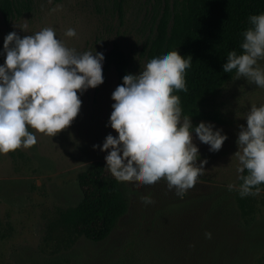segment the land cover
I'll return each mask as SVG.
<instances>
[{
    "label": "rangeland",
    "instance_id": "rangeland-1",
    "mask_svg": "<svg viewBox=\"0 0 264 264\" xmlns=\"http://www.w3.org/2000/svg\"><path fill=\"white\" fill-rule=\"evenodd\" d=\"M166 1L125 0L120 13L114 0H34V11L9 26L0 16V45L3 50L10 32L23 38L51 27L78 54L105 55L121 46L138 73L145 65L141 51L152 27L150 10ZM69 28L74 37L65 35ZM258 63L264 68V59ZM102 76L101 85L78 93L81 108L67 129L51 137L29 128L35 145L0 154V264H264V186L240 195L242 173L234 155L239 126L246 127L252 105L264 104V88L244 78L235 77L215 100L224 124H213L227 135L221 149L210 152L193 134L196 163L207 162L182 198L164 179L142 186L122 180L129 209L105 241L75 239L63 230L62 212L82 199L78 175L93 162L106 163L107 151L93 145L116 135L106 124L117 76L103 65ZM142 196L153 203L144 204Z\"/></svg>",
    "mask_w": 264,
    "mask_h": 264
},
{
    "label": "clouds",
    "instance_id": "clouds-1",
    "mask_svg": "<svg viewBox=\"0 0 264 264\" xmlns=\"http://www.w3.org/2000/svg\"><path fill=\"white\" fill-rule=\"evenodd\" d=\"M239 54L227 53L222 65L224 73L235 71L236 80L264 88V12L248 17ZM67 37L76 32L69 28ZM4 63L0 64V154L36 144V132L55 136L67 129L81 108L82 95L89 88L103 83L101 52L77 53L56 37L53 28L45 27L21 38L15 31L4 37ZM191 57H182L177 50L153 55L138 73L126 74L122 84L111 94L114 103L106 127L116 133L108 134L100 151L110 174L120 180L151 185L160 179L168 190L182 198L203 173L206 160L196 161L198 139L209 146L210 152L221 149L226 134L211 122L201 121L193 126L191 117L182 118L181 101L174 92H187L186 69ZM246 127L240 125L234 154L238 161L240 195L252 194V189L264 184V104L252 105ZM228 190L233 189L229 184ZM144 204L153 203L142 196ZM211 238V233H205Z\"/></svg>",
    "mask_w": 264,
    "mask_h": 264
},
{
    "label": "trees",
    "instance_id": "trees-1",
    "mask_svg": "<svg viewBox=\"0 0 264 264\" xmlns=\"http://www.w3.org/2000/svg\"><path fill=\"white\" fill-rule=\"evenodd\" d=\"M124 1L114 0L120 13ZM33 11L34 0H0V16L6 26ZM262 12L264 0H167L164 5L152 6V27L141 57L146 63L153 55L174 50L182 57H191L185 75L188 91L173 94L180 97L182 118L191 117L193 126L201 121L224 124L215 100L236 76L235 71L224 73L222 65L229 51H241L242 33L250 27L248 17ZM2 60L0 55V64ZM111 70L116 73L117 86L124 75L135 73L133 57L117 44L104 55L103 71ZM105 166L96 161L78 175L82 199L61 214L60 226L75 239L105 241L128 212L125 185Z\"/></svg>",
    "mask_w": 264,
    "mask_h": 264
}]
</instances>
